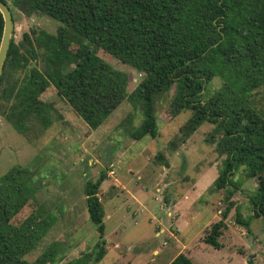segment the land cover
<instances>
[{
	"label": "trees",
	"instance_id": "trees-1",
	"mask_svg": "<svg viewBox=\"0 0 264 264\" xmlns=\"http://www.w3.org/2000/svg\"><path fill=\"white\" fill-rule=\"evenodd\" d=\"M2 1L9 5L8 0ZM10 1L25 12L43 13L62 23L56 33L42 30L31 37L26 32L19 43L11 38L0 78V98L11 103L5 117L17 131L27 132L33 119L43 128L51 127V104L41 96L54 86L91 129L130 99L145 115L133 137H157V99L176 86L171 115L191 114L181 127V138L187 140L204 123H211L208 140L225 156L214 181V187L224 192L225 209L222 218L206 230L204 241L222 247L226 219L236 204L229 188L236 187L231 181L235 170L243 168L248 178L258 180L252 217L264 216V110L251 98L264 86V0ZM4 27L0 10V45ZM99 49L143 73L132 92L127 73L109 64L98 54ZM40 59L43 70L30 67L33 60ZM19 71L25 72L24 77L11 81V73ZM216 78L221 83L213 88ZM158 158L164 160V155L160 153ZM107 176L103 171L85 187L89 217L99 240L93 251L65 264H92L108 252L105 205L99 196ZM34 187L31 171L20 165L0 177V264L56 262L57 242L35 260L25 258L54 224L52 215L37 209L14 221L36 201ZM236 222L250 226L239 208ZM249 262L253 264L251 259ZM168 264L195 263L179 253Z\"/></svg>",
	"mask_w": 264,
	"mask_h": 264
},
{
	"label": "rangeland",
	"instance_id": "rangeland-1",
	"mask_svg": "<svg viewBox=\"0 0 264 264\" xmlns=\"http://www.w3.org/2000/svg\"><path fill=\"white\" fill-rule=\"evenodd\" d=\"M8 2L17 43L26 32L31 37L42 30L56 33L62 25L48 15L28 13ZM98 54L127 73L129 92L137 87L142 72L103 49ZM31 66L44 69L41 59L33 60ZM24 75L19 71L9 78L21 80ZM220 83L216 78L213 88ZM175 92L173 86L157 99L159 135L142 139L133 133L145 115L130 99L91 129L51 86L41 98L51 104L48 111L53 124L46 129L33 119L29 130L20 133L5 117L11 103L0 98V177L20 165L31 171L35 186L36 201L14 221L37 209L54 217L52 227L25 258L35 260L55 242L59 253L56 262L48 264H65L94 250L99 236L89 217L85 187L88 180H97L106 171L99 196L105 205L108 252L92 264H168L179 253L187 254L195 264H250V259L253 264H264V216L252 217L258 180L248 178L243 168L231 176L236 187L229 188L236 204L226 219L222 247L204 241L206 230L222 218L225 209L224 192L214 187L225 156L208 140L211 123H204L187 140L181 138V127L191 114L171 115ZM251 98L264 110V86ZM160 153L164 160L158 158ZM238 208L249 227L236 222Z\"/></svg>",
	"mask_w": 264,
	"mask_h": 264
},
{
	"label": "water",
	"instance_id": "water-1",
	"mask_svg": "<svg viewBox=\"0 0 264 264\" xmlns=\"http://www.w3.org/2000/svg\"><path fill=\"white\" fill-rule=\"evenodd\" d=\"M0 10L3 13L5 20V27L2 42L0 45V78L3 73L4 64L7 58V53L12 38L13 25H14V16L13 12L8 5V3L0 0Z\"/></svg>",
	"mask_w": 264,
	"mask_h": 264
}]
</instances>
